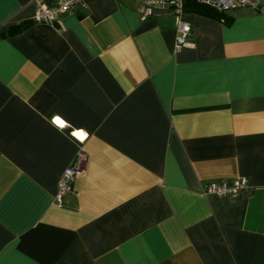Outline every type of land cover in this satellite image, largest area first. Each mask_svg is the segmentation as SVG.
<instances>
[{
    "label": "crops",
    "instance_id": "crops-1",
    "mask_svg": "<svg viewBox=\"0 0 264 264\" xmlns=\"http://www.w3.org/2000/svg\"><path fill=\"white\" fill-rule=\"evenodd\" d=\"M84 1L0 0V264H264V0L185 11L191 48L169 8Z\"/></svg>",
    "mask_w": 264,
    "mask_h": 264
},
{
    "label": "built area",
    "instance_id": "built-area-1",
    "mask_svg": "<svg viewBox=\"0 0 264 264\" xmlns=\"http://www.w3.org/2000/svg\"><path fill=\"white\" fill-rule=\"evenodd\" d=\"M35 6L32 21L36 23H46L55 25L64 14L70 13L76 7L87 8L84 0H56L53 3H47L45 0H32ZM142 5L141 18L146 19L151 16L155 8H169L174 15V24L176 31L175 48L194 46L191 38L192 28L190 23L185 20V0H138ZM199 3L206 4L216 10H233L239 7L258 9L260 0H196ZM80 172L78 162H73L66 166L61 174L56 200L59 202L61 197L73 190V182ZM248 187V178L239 177L231 181L222 179L209 182L204 187L206 194H215L218 196H236Z\"/></svg>",
    "mask_w": 264,
    "mask_h": 264
},
{
    "label": "trees",
    "instance_id": "trees-1",
    "mask_svg": "<svg viewBox=\"0 0 264 264\" xmlns=\"http://www.w3.org/2000/svg\"><path fill=\"white\" fill-rule=\"evenodd\" d=\"M185 11L197 12L205 15H210L212 17L222 20L224 23H229L233 16L230 14V10H216L206 4L197 2L196 0H185L184 1ZM17 29L11 30L14 33Z\"/></svg>",
    "mask_w": 264,
    "mask_h": 264
},
{
    "label": "snow or ice",
    "instance_id": "snow-or-ice-1",
    "mask_svg": "<svg viewBox=\"0 0 264 264\" xmlns=\"http://www.w3.org/2000/svg\"><path fill=\"white\" fill-rule=\"evenodd\" d=\"M58 125L60 126H63V121L60 120V118H56V121H55ZM77 135H81L79 133H77Z\"/></svg>",
    "mask_w": 264,
    "mask_h": 264
}]
</instances>
